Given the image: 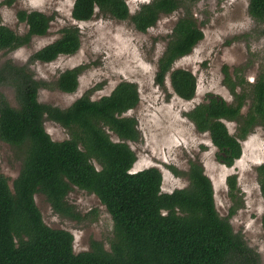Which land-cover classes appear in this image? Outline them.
<instances>
[{"label": "trees", "instance_id": "16d2710c", "mask_svg": "<svg viewBox=\"0 0 264 264\" xmlns=\"http://www.w3.org/2000/svg\"><path fill=\"white\" fill-rule=\"evenodd\" d=\"M194 1L150 0L132 13L127 0H75L73 17L89 20L99 9L119 20L130 18L137 30L146 32L164 15ZM248 11L257 23H264V0H249ZM17 16L26 22L28 31L22 35L0 24V52L16 50L49 32L52 17L44 11L23 9ZM203 38L202 27L191 9H186L159 59L158 84L163 85L171 73L174 91L183 99L195 97L196 74L172 67ZM80 47L79 27L69 26L56 40L36 50L28 62L15 64L7 59L0 65V88L12 86L18 100V106H12L0 90V138L25 149L12 187L0 174V264H262L260 253L234 230L230 220L244 206L236 174L227 178L233 204L230 215L223 217L213 181L199 161L189 163L188 185L171 192L162 190L164 175L158 166L132 170L137 156L128 141L139 140L141 132L137 119L125 113L141 99L134 81H123L98 99L83 95L68 107L39 99L43 87L76 91L82 66L47 81L36 78L32 64L74 54ZM245 70V66L225 67L231 101L211 93L187 113L199 131L209 133L218 149L217 158L227 166L241 157L243 141L257 127H264V71L250 80ZM46 119L67 128L70 137L54 140L46 130ZM227 121L236 123L235 133ZM168 168L179 174L174 166ZM257 172L264 198V162ZM74 187L94 193L110 213L114 228L108 248L93 241L90 250L76 253L73 233L44 221L35 195L45 194L56 212L75 216L67 201ZM262 226L264 236V215Z\"/></svg>", "mask_w": 264, "mask_h": 264}, {"label": "rangeland", "instance_id": "374dc122", "mask_svg": "<svg viewBox=\"0 0 264 264\" xmlns=\"http://www.w3.org/2000/svg\"><path fill=\"white\" fill-rule=\"evenodd\" d=\"M134 13L140 4L150 0H127ZM75 0H0V24L19 34L28 31L26 22L18 19L20 10H41L52 17L51 27L45 36L34 37L30 44L16 50L0 52V65L7 59L15 64L28 62L31 55L61 36L65 27L77 26L81 34V47L74 54L61 55L51 62L36 61L32 70L36 78L54 81L61 72L82 66L79 87L67 93L53 86L43 87L39 99L44 103L68 107L83 95L98 99L108 95L123 81H134L140 92L139 103L126 115L138 121L141 137L128 141L137 161L132 168L138 171L158 166L164 175L162 190L171 192L186 187L187 171L192 159L204 165L215 188L216 205L221 216L230 215L233 201L229 194L227 178L238 176L239 195L244 206L230 217L233 228L241 232L248 245L261 255L264 264V236L262 217L264 198L258 181L257 166L264 162V127H257L243 141V152L232 166L217 158L218 149L208 132H201L187 113L209 94H217L231 101L233 95L224 82L225 67L233 70L245 66L246 76L253 80L264 71V23L249 14V0H196L182 5L170 15H164L146 32L137 30L132 20H119L96 10L92 19L78 21L73 17ZM191 9L204 31V38L191 53L177 59L172 69L187 68L198 78V87L192 99L181 98L173 89L171 73L163 85L156 81V71L169 35L178 18ZM0 90L12 106H18L15 89L5 85ZM235 133V122H226ZM46 130L54 140L70 137L67 128L50 119ZM114 140L119 137L111 133ZM25 149L0 138V174L10 186L19 176ZM95 164L100 168L98 162ZM174 166L179 174L168 168ZM36 204L44 221L53 228L66 229L74 235L75 252L90 250L93 241L109 247L114 223L100 199L87 190L74 187L67 196L75 216L56 212L45 194L35 195Z\"/></svg>", "mask_w": 264, "mask_h": 264}]
</instances>
